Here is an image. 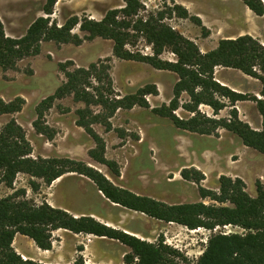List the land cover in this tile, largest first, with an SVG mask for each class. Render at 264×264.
I'll return each instance as SVG.
<instances>
[{
    "label": "trees",
    "instance_id": "obj_1",
    "mask_svg": "<svg viewBox=\"0 0 264 264\" xmlns=\"http://www.w3.org/2000/svg\"><path fill=\"white\" fill-rule=\"evenodd\" d=\"M59 0H44L42 12L45 17H38L31 22L20 38L5 36L0 20V69L13 70L16 63L25 57L38 54L40 43L52 41L57 44L81 45L84 40L95 38L110 40L113 43V57L123 61L143 62L158 70H167L178 77L173 87V99L169 105L154 108L151 112L161 118L170 120L182 131L209 135L217 127H223L235 134L243 145L264 155V46L249 35L218 42L215 49L201 53L195 43L167 25L173 16L190 19L200 25V20L189 16L187 11L174 5L165 10L149 13L146 19L139 17L144 9L141 0H123V7L107 11L99 21L79 19L72 16L58 27L50 15ZM243 4L255 15L264 14L263 0H242ZM78 26L87 35L83 38L73 34ZM137 35V36H136ZM140 36L152 46L153 56H143L125 48L131 38ZM170 50L176 57L175 62L162 61L158 57L164 50ZM111 58L99 59L87 67L69 70L71 62L58 65L64 74L62 82L54 93L42 99L35 106V120L32 126L37 134L52 139L53 130L46 124L45 115L56 100L72 97L74 102L82 103L83 108L76 110L75 124L89 135L95 146L89 151V157L106 166L113 177L119 176L114 162L104 158L105 144L92 129L93 124L110 130L109 120L118 110H130L134 106L149 108L144 100L146 94H155L154 87H144L132 94L119 96L113 88L110 71ZM238 70L244 75L257 79L261 84L263 97L245 96L222 86L214 78L216 68ZM182 93L189 101L183 108L195 113L188 120H180L174 115L178 108V99ZM231 106L239 101L250 100L255 103L261 118L259 130H253L246 123L238 120L233 110L230 122L212 120L197 114L198 106H209L214 114L226 107L223 100ZM24 100L15 98L9 103L0 99V114H15L21 111ZM99 107L98 112L92 107ZM208 124L212 127L208 128ZM31 146L26 140L25 132L10 119L0 127V186L12 188L18 174L42 180L50 185L66 173H77L89 178L96 188L110 202L128 210L165 223H176L189 230L216 227L238 226L243 233L213 234L195 264H264V186L256 183V195L250 197L245 191L241 179L222 176L218 181V192L199 188V196L213 203L203 202L166 205L152 198L138 196L128 190L116 187L105 175L88 167L82 162L67 158H31ZM185 180L200 182L202 176L193 170H183ZM33 189L38 184L29 182ZM25 191L20 189L0 198V264H40L24 260L12 247L16 234L26 236L34 241L41 250L51 248V233L57 229L68 230L74 234L94 235L115 240L126 246L130 252L124 256L126 264H179L182 255L169 247L160 238L154 243L147 242L125 232L110 228L84 216L75 218L64 210L52 208L46 203L34 204L24 198ZM217 204V205H216ZM185 261L184 258H182ZM71 264H85L82 258Z\"/></svg>",
    "mask_w": 264,
    "mask_h": 264
},
{
    "label": "rangeland",
    "instance_id": "obj_2",
    "mask_svg": "<svg viewBox=\"0 0 264 264\" xmlns=\"http://www.w3.org/2000/svg\"><path fill=\"white\" fill-rule=\"evenodd\" d=\"M141 2L144 9L139 17L144 19L153 11L165 10L174 5L183 7L189 16L198 18L200 25L190 19H180L173 15L164 22L195 43L201 53L208 52L216 41L243 35L253 37L264 46V14L255 15L242 0ZM43 4L44 0H0V20L5 36L13 39L22 37L33 20L45 17L42 12ZM123 5V0H59L50 15V24L54 21L60 27L72 16L99 21L107 11L121 8ZM73 34L81 38L87 35L81 32L78 26L73 29ZM112 46V41L100 38L84 40L79 46L43 41L40 43L38 54L19 60L15 69H0V99L5 103L15 98L24 100L21 111L12 115L0 114V127L14 119L25 132L32 150L30 157L33 159L67 158L82 162L95 171V168H98L102 174L108 176L104 168L106 166L89 157V151L95 146L92 138L75 124L76 110L83 108L82 103L74 102L72 97L54 102L45 115L46 124L53 130L52 139L37 134L32 122L35 120V106L42 99L52 95L65 81L58 65L66 62L72 63L69 67V70H72L76 67H87L99 59L111 58L110 75L117 95L132 94L146 86L154 87L156 93L146 94L144 97L148 106L158 108L169 105L173 99L177 75L171 71L155 69L143 62L117 59L112 55ZM125 48L143 56L154 54L152 46L140 36L137 39L131 38ZM158 58L167 62L176 61L175 55L168 49ZM214 78L222 86L236 93L263 98L260 94V82L238 70L218 67L214 70ZM188 101V96L182 93L178 99V108L174 111V115L180 120H188L195 115L183 108ZM223 101L226 107L217 114L203 104L198 106L197 114L228 123L233 120L234 110L239 121L248 124L253 130L260 129L261 118L254 102L239 101L231 106L228 100ZM99 110V107H92V111ZM109 122L111 128L108 131L100 124H93L92 129L104 141V158L115 163L119 176L120 172L123 173L122 183L130 188L132 193L139 192L151 196L166 205L197 202L210 205L212 201L200 198L199 188L218 192V181L222 176L241 179L246 193L252 198L256 195V183L260 182L264 186V155L243 145L235 134L223 127H217L209 135L182 131L170 120L158 118L148 109L139 106H134L131 110L116 111ZM211 127L212 125L208 124V128ZM141 137L144 142L138 145L136 141ZM146 142H149L152 148L149 157L141 147L145 146ZM168 148L169 152H166ZM183 170L198 172L202 179L199 183L194 179L185 180L181 177ZM32 180L38 184L36 189L30 186L29 182ZM50 185L20 173L16 176L12 188L0 186V198L23 189L25 199L37 205L46 203L52 208H57L51 199ZM132 216L135 218L132 221L135 229L144 234L143 240L154 243L162 238L166 245L177 250L185 259L183 261L179 258V264H195L213 234L244 232L240 227L231 225L229 232L223 227L213 230H189L182 225L157 221L139 213H132ZM116 230L122 231L119 228ZM98 248L100 254L115 259H112L113 264H121L122 249L107 243H99ZM14 250L17 252L15 248ZM103 255L101 259H104ZM82 260L84 262V259ZM32 261L38 262L35 259Z\"/></svg>",
    "mask_w": 264,
    "mask_h": 264
},
{
    "label": "crops",
    "instance_id": "obj_3",
    "mask_svg": "<svg viewBox=\"0 0 264 264\" xmlns=\"http://www.w3.org/2000/svg\"><path fill=\"white\" fill-rule=\"evenodd\" d=\"M218 42L219 41L214 42L213 46L208 49V51L215 49L218 45ZM143 109H148L150 112L154 108L149 107ZM136 142L138 143V145H141L144 141L141 137ZM144 145L145 146L141 147L144 148V152L149 157V152L150 150H152L150 143L146 142V144ZM166 152H169V148ZM88 165L92 166L91 164ZM104 168L109 174L105 177L110 182L117 186L130 189L128 187H125V185L122 183V172H120V176L115 179L109 172L108 168ZM95 169L100 172L98 168ZM50 188L52 189V202L58 209L66 211L75 218L84 216L92 217L107 227L113 229L119 228L129 235L143 240L142 237L144 236V234H142L141 231L136 230L133 225L134 223L132 222L135 220L134 216H132V213L137 212L128 210L110 202L96 188L95 184L89 178L77 173H66L54 180L50 185ZM136 194L142 193L137 192ZM58 198L60 199L59 203ZM150 198L155 199L151 196ZM99 243L115 245L122 249L120 258L121 264H124L123 257L130 252V250L126 246L120 244L115 240L105 237H97L94 235L86 234H74L64 229H57L52 231L51 248L49 250H41L36 246L33 240L20 234H16L14 236L12 247L17 250V253L22 259H35L40 264H71L78 257L84 259L85 264H113V260H115L113 257L100 254L98 248ZM102 255L104 256V259H101Z\"/></svg>",
    "mask_w": 264,
    "mask_h": 264
},
{
    "label": "flooded vegetation",
    "instance_id": "obj_4",
    "mask_svg": "<svg viewBox=\"0 0 264 264\" xmlns=\"http://www.w3.org/2000/svg\"><path fill=\"white\" fill-rule=\"evenodd\" d=\"M119 177V176H118ZM118 177H114L115 179H117ZM182 177V176H181ZM113 185H115V184H113ZM116 187H119V188H122V189H125V190H128L129 192H131L129 189H126V188H123V187H120V186H117V185H115ZM132 193V192H131ZM135 194V193H134ZM136 195H138V196H144V197H148V198H150V196H148V195H144V194H136Z\"/></svg>",
    "mask_w": 264,
    "mask_h": 264
},
{
    "label": "built area",
    "instance_id": "obj_5",
    "mask_svg": "<svg viewBox=\"0 0 264 264\" xmlns=\"http://www.w3.org/2000/svg\"><path fill=\"white\" fill-rule=\"evenodd\" d=\"M230 228H231L230 225L229 226H223V229L227 230L228 232H229ZM214 231H216V230H214Z\"/></svg>",
    "mask_w": 264,
    "mask_h": 264
},
{
    "label": "water",
    "instance_id": "obj_6",
    "mask_svg": "<svg viewBox=\"0 0 264 264\" xmlns=\"http://www.w3.org/2000/svg\"><path fill=\"white\" fill-rule=\"evenodd\" d=\"M138 213V212H137ZM139 214H142V213H139ZM158 221V220H157Z\"/></svg>",
    "mask_w": 264,
    "mask_h": 264
}]
</instances>
